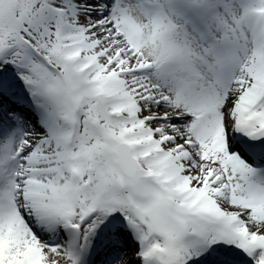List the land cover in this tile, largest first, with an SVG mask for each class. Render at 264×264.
Listing matches in <instances>:
<instances>
[{"label":"snow or ice","instance_id":"1","mask_svg":"<svg viewBox=\"0 0 264 264\" xmlns=\"http://www.w3.org/2000/svg\"><path fill=\"white\" fill-rule=\"evenodd\" d=\"M0 264H264V0H0Z\"/></svg>","mask_w":264,"mask_h":264}]
</instances>
